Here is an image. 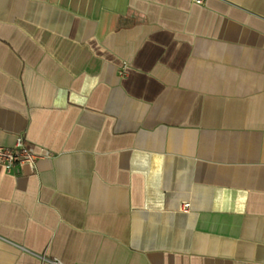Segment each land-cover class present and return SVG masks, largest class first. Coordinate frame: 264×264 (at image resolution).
I'll return each mask as SVG.
<instances>
[{
    "label": "crops",
    "instance_id": "crops-1",
    "mask_svg": "<svg viewBox=\"0 0 264 264\" xmlns=\"http://www.w3.org/2000/svg\"><path fill=\"white\" fill-rule=\"evenodd\" d=\"M18 136L0 264H264V0H0Z\"/></svg>",
    "mask_w": 264,
    "mask_h": 264
},
{
    "label": "built area",
    "instance_id": "built-area-1",
    "mask_svg": "<svg viewBox=\"0 0 264 264\" xmlns=\"http://www.w3.org/2000/svg\"><path fill=\"white\" fill-rule=\"evenodd\" d=\"M196 4H201L202 0H193ZM53 155L48 151L36 152L32 147L25 144L23 137L18 136L12 148L0 146V165L6 172H14L17 168L27 165L34 168L36 162L41 159L51 158ZM189 204H183L182 210L186 211Z\"/></svg>",
    "mask_w": 264,
    "mask_h": 264
}]
</instances>
